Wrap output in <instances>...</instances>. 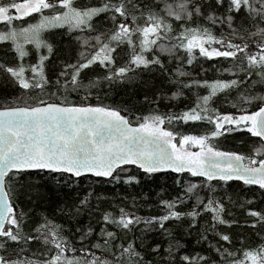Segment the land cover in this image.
I'll use <instances>...</instances> for the list:
<instances>
[{
  "label": "snow or ice",
  "instance_id": "1",
  "mask_svg": "<svg viewBox=\"0 0 264 264\" xmlns=\"http://www.w3.org/2000/svg\"><path fill=\"white\" fill-rule=\"evenodd\" d=\"M0 264H264V0H0Z\"/></svg>",
  "mask_w": 264,
  "mask_h": 264
},
{
  "label": "trees",
  "instance_id": "2",
  "mask_svg": "<svg viewBox=\"0 0 264 264\" xmlns=\"http://www.w3.org/2000/svg\"><path fill=\"white\" fill-rule=\"evenodd\" d=\"M205 67L209 68L207 78H208L209 80L214 79V78H215V73H213V72L211 71V65H210V64H206ZM202 94H206V92H204V93H202ZM105 103H108V101H105ZM253 139H256V138H253Z\"/></svg>",
  "mask_w": 264,
  "mask_h": 264
}]
</instances>
